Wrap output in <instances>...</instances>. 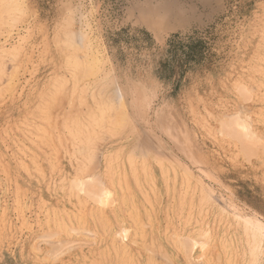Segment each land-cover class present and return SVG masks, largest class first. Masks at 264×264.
<instances>
[{
  "label": "rangeland",
  "instance_id": "rangeland-1",
  "mask_svg": "<svg viewBox=\"0 0 264 264\" xmlns=\"http://www.w3.org/2000/svg\"><path fill=\"white\" fill-rule=\"evenodd\" d=\"M0 264H264V0H0Z\"/></svg>",
  "mask_w": 264,
  "mask_h": 264
},
{
  "label": "bare ground",
  "instance_id": "bare-ground-1",
  "mask_svg": "<svg viewBox=\"0 0 264 264\" xmlns=\"http://www.w3.org/2000/svg\"><path fill=\"white\" fill-rule=\"evenodd\" d=\"M249 138V137H248ZM254 147V146H253ZM110 196V195H109ZM102 203V202H101ZM109 205V204H108ZM98 224V223H97ZM142 235V234H141ZM134 237H135V235H134ZM117 249V248H116ZM124 254V253H123ZM126 256V255H125Z\"/></svg>",
  "mask_w": 264,
  "mask_h": 264
}]
</instances>
